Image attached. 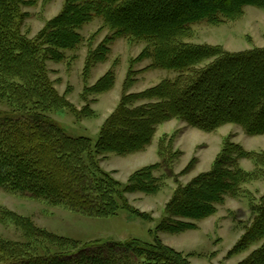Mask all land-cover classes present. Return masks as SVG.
I'll list each match as a JSON object with an SVG mask.
<instances>
[{
	"label": "trees",
	"instance_id": "obj_1",
	"mask_svg": "<svg viewBox=\"0 0 264 264\" xmlns=\"http://www.w3.org/2000/svg\"><path fill=\"white\" fill-rule=\"evenodd\" d=\"M27 3L0 0V100L10 105L0 109L1 188L67 204L89 215L111 216L126 209L149 218L133 208L123 193L157 194L168 177L177 180L173 168L182 152L175 149L176 136L164 135L158 144L161 161L140 168L127 183L100 170L97 155L143 151L152 144L157 127L172 119L207 132L236 123L250 135L264 134V47L227 52L185 41L193 34L194 24L239 18L247 6L264 8V0H65L62 12L33 38L24 35L21 27L22 7ZM96 17L104 20L111 33L96 48L89 47L88 68L107 59L111 42L128 38L146 43L136 60L149 58L148 68L177 75L129 92L134 82L131 70L120 104L94 144L88 136L68 135L48 114L70 106L53 86L48 61L64 59V50L83 43L78 29ZM114 83V71L109 70L91 90L104 92ZM244 158L253 160L256 169L245 170L240 164ZM195 162L193 158L183 173ZM156 170L164 172L156 176ZM262 177L264 151H248L226 138L210 170L185 185L178 183L157 230L178 233L195 227L194 221L214 214L226 197L248 193L244 183ZM250 205L254 218L235 251L264 241V193L259 202L251 196ZM0 209L1 218L21 227L26 239L16 242L0 237V264H197L158 235L151 242L131 238L80 245L40 228L29 217ZM38 240L53 248L36 251L31 245ZM238 264H264V242Z\"/></svg>",
	"mask_w": 264,
	"mask_h": 264
},
{
	"label": "rangeland",
	"instance_id": "obj_2",
	"mask_svg": "<svg viewBox=\"0 0 264 264\" xmlns=\"http://www.w3.org/2000/svg\"><path fill=\"white\" fill-rule=\"evenodd\" d=\"M64 5L65 0H29L22 7V12L25 13L21 26L24 35L35 37L48 21L62 12ZM192 30L193 34L185 41L210 44L227 52L264 47V8L247 6L239 18L215 24L202 21L194 24ZM78 31L85 41L74 49L64 50V59L48 61L53 86L70 104L53 109L48 114L60 123L68 135H85L95 144L103 124L120 104L124 83L131 70L134 71V82L128 89L129 92L143 91L163 79L174 78L177 73L167 69L148 68L152 62L149 58L136 60L146 43L134 42L128 38H118L111 42L107 59L88 68L89 47L96 48L111 32L108 27H104L101 17L94 18ZM109 70H113L115 74L113 87L104 92L92 91V87ZM0 109H10L9 103L0 100ZM164 135H175V149L182 152L173 168L178 175L177 180L168 177L166 185L157 194L140 191L123 193L133 208L148 214L149 218L126 209H120L111 216L89 215L84 211L71 209L67 204L54 203L50 199L35 198L30 194L1 187L0 208L29 217L40 228L69 237L80 245L99 240L125 241L131 238L151 242L158 235L165 244L187 255L192 263L238 264L264 242L255 243L245 250H233L253 221L251 196L255 202H259L264 193V177L243 184V189L252 195L245 193L240 197H226L214 214L194 221L196 226L193 228L172 233L159 231L157 226L165 217V206L178 183L185 185L199 173L210 170L226 138H231L248 151L261 152L264 151V134L250 135L236 123H227L207 132L184 121L172 119L157 127L152 144L143 151L97 155L98 168L127 183L130 176L140 168L161 161L158 144ZM85 157L87 160V155ZM193 158H196L194 167L183 173ZM240 164L247 171L256 169L255 162L251 159H241ZM163 172L164 170H156L155 175L160 176ZM0 237L16 242L26 240L24 230L13 221L1 218V215ZM31 246L38 252L53 248L45 240L33 241Z\"/></svg>",
	"mask_w": 264,
	"mask_h": 264
}]
</instances>
